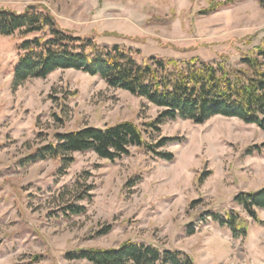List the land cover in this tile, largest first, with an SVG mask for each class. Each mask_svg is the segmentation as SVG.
Listing matches in <instances>:
<instances>
[{
    "label": "rangeland",
    "instance_id": "374dc122",
    "mask_svg": "<svg viewBox=\"0 0 264 264\" xmlns=\"http://www.w3.org/2000/svg\"><path fill=\"white\" fill-rule=\"evenodd\" d=\"M214 5L217 12L207 13ZM262 5L264 0H0V9L19 13L46 9L76 36L132 47L145 58H200L231 69L264 44ZM19 42L18 36L0 37V264H91L69 256L128 242L176 252L194 264H264V209L256 222L235 202L264 189V131L223 117L203 125L177 119L157 136L174 139L165 148L172 162L134 147L115 162L88 152L73 155L64 170L54 160L23 166L57 134L125 121L143 128L162 110L76 70H57L15 88ZM90 187V198L79 200ZM69 203L86 212L65 217L61 209ZM227 212L249 220L246 236L235 238L214 222Z\"/></svg>",
    "mask_w": 264,
    "mask_h": 264
},
{
    "label": "trees",
    "instance_id": "16d2710c",
    "mask_svg": "<svg viewBox=\"0 0 264 264\" xmlns=\"http://www.w3.org/2000/svg\"><path fill=\"white\" fill-rule=\"evenodd\" d=\"M217 7L207 13L217 12ZM14 36L20 40L16 48L19 59L14 70L15 88L31 79H46L57 70H76L99 76L110 88L124 90L162 110L143 128L125 121L103 129L85 127L57 134L53 142L25 157L23 166L54 160L64 170L74 162L73 155L88 152L115 162L128 156L134 147L172 162L175 157L165 148L174 139L157 136L167 121L177 119L203 125L215 117H223L264 131V44L245 55L240 67L234 69L223 61L210 63L200 58H145L132 47L99 44L93 38L76 36L62 29L46 9L27 8L21 13L0 9V37ZM79 186L77 182L75 187ZM91 190L93 187L77 198H90ZM235 202L249 219L259 222L257 212L264 209V189L241 194ZM61 212L71 217L84 214L86 209L69 203ZM214 222L230 229L235 238L247 234L249 220L239 213L217 214ZM109 233L110 228L101 235ZM69 257L91 264H194L179 253L137 242L125 243L119 249L76 252Z\"/></svg>",
    "mask_w": 264,
    "mask_h": 264
},
{
    "label": "water",
    "instance_id": "95a60500",
    "mask_svg": "<svg viewBox=\"0 0 264 264\" xmlns=\"http://www.w3.org/2000/svg\"><path fill=\"white\" fill-rule=\"evenodd\" d=\"M30 9L34 10V9H35V7H30Z\"/></svg>",
    "mask_w": 264,
    "mask_h": 264
}]
</instances>
